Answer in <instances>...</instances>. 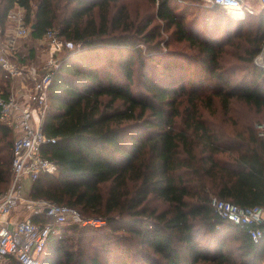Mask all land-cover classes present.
Returning <instances> with one entry per match:
<instances>
[{"label":"trees","instance_id":"1","mask_svg":"<svg viewBox=\"0 0 264 264\" xmlns=\"http://www.w3.org/2000/svg\"><path fill=\"white\" fill-rule=\"evenodd\" d=\"M148 1L154 15L140 19L125 4L116 8L117 0L0 2L2 31L9 11L21 6L35 38L56 28L80 44L61 58L49 89L45 130L57 141L43 151L57 168L33 181L29 197L106 223L62 226L42 264H262L264 237L254 242L210 202L216 194L243 206L264 204V138L255 121L227 116L235 101L264 111V69L254 63L264 45V7L255 33L240 20L234 34L230 18L232 35L219 42L210 34L219 19L209 15L227 11L221 5L201 4L198 13L209 18L196 25L187 7ZM12 133L0 119V195L12 181ZM32 219L50 220L45 213ZM71 230L86 232L91 246H69ZM230 230L236 251L227 250Z\"/></svg>","mask_w":264,"mask_h":264},{"label":"built area","instance_id":"2","mask_svg":"<svg viewBox=\"0 0 264 264\" xmlns=\"http://www.w3.org/2000/svg\"><path fill=\"white\" fill-rule=\"evenodd\" d=\"M200 1L204 5H221L234 16L256 12L251 5L245 4L248 0ZM251 1H257L264 7V0ZM7 20L14 28L2 31L0 25V68L4 77L13 84L8 89H0V119L12 129L14 139L11 148L12 181L0 195V264L10 258H16L21 264H42L50 237L60 236L62 226L78 223L100 227L106 220L96 216L86 217L70 205L25 196V177L34 181L44 173L56 171L55 161L43 151L48 144L57 141L45 130L46 118L51 110L49 89L62 55L79 48L80 44L62 38L56 28H49L42 37L49 53L43 63L37 64L34 60L23 62L17 56V45L19 39L31 37L32 26L25 22V9L21 6L10 10ZM259 65L264 69V60H260ZM255 127L258 135L264 138V122H257ZM22 202L36 204L35 213H45L50 220L41 222L30 217L21 220L12 218L13 209ZM210 203L218 216L238 225L254 242H260L264 237V204L243 206L216 194L211 195Z\"/></svg>","mask_w":264,"mask_h":264},{"label":"rangeland","instance_id":"3","mask_svg":"<svg viewBox=\"0 0 264 264\" xmlns=\"http://www.w3.org/2000/svg\"><path fill=\"white\" fill-rule=\"evenodd\" d=\"M178 1L175 2V0H171L172 4L175 6V8H181V10H185V8L187 7L189 9L187 13V20H193L195 21L196 18V25L197 22H201V20H203V18H209L210 20L213 22L217 21V27L215 26V24H211V29H213L214 31H210V34L214 37H216L219 42L225 41L226 39L230 38V35H232V30L229 29V27L227 26V22H230V18L232 20H234V30L233 33L235 34L236 32H238V30L236 29V24L238 21L240 20H245L246 22L244 23V29L248 32H253L255 33V29L258 25L259 22V15H258V11H260L262 9L261 5L257 2V1H251L248 0L247 2H245L246 5H251L252 8L256 11L255 13H253L252 15H245V16H234L233 14L230 13L229 10L227 11H217L216 13H214L213 15H209V17H206L205 14H199V6L201 5V1H195V0H176ZM180 1V2H179ZM122 4H125L127 11L130 13L131 17H133V19L135 17L137 18H141V16L149 14L152 16L154 15L153 12L155 11L156 6L149 3L148 0H117L116 2V8H118L119 10L122 9ZM205 6V5H204ZM17 6L13 7L12 9H15ZM199 7V8H198ZM203 7V6H202ZM201 7V8H202ZM204 8V7H203ZM11 9V10H12ZM200 15V16H199ZM221 17V18H220ZM7 22H9V20H7ZM154 22L156 23H160V21H158L157 19L154 20ZM163 22H161L162 24ZM249 27V28H248ZM199 33L200 34H204L206 29H203L202 27L198 28ZM244 30V31H245ZM251 30V31H250ZM120 30L116 29V32H119ZM237 34V33H236ZM168 36V32H163L162 33V37H167ZM46 41L44 39H39L38 40H34V44L32 43V39L29 41L26 39L22 40V47H24V51L21 52H17V55H24V59H28V60H32L34 59V62H36L37 64H42L43 61L46 58L47 52L46 50H48L47 44L45 43ZM42 44V45H40ZM171 46H173L174 48L177 49H185L186 48V44L185 43H177L175 41H172ZM264 47V45H263ZM67 53V52H66ZM65 53V54H66ZM62 55V57L65 56ZM234 55H228L227 60L228 61H236V57H233ZM260 60H264V48H262L261 52L254 58V63L259 65ZM233 63V62H230ZM260 66V65H259ZM186 71H188V67L186 68ZM227 116H232L234 118H237L239 122L243 123L245 121H255V124L257 122H264V111H257L256 109H254L253 107H249L246 104L240 102V101H235L232 104V107L230 109V112L228 113ZM218 121H221V117L217 118ZM229 124V122L227 123ZM254 124V125H255ZM13 136L14 133L11 134V136L9 137L11 140V145H12V141H13ZM9 138H6L4 140V143L7 144ZM10 145V148H11ZM9 147V146H8ZM9 148V150H10ZM12 154V153H10ZM27 179V180H26ZM23 185H24V192L25 194H27L30 189H31V185H32V180L29 179V177H25L23 179ZM231 231V230H230ZM86 232H81V231H67L66 236L68 239V243L69 246H71L72 248H77L80 245V241L85 243H81L83 244V246H85L86 248H89L91 246V241H86L87 240V236H86ZM235 231L232 230L230 233H226L224 236L226 238H230L231 236H234ZM200 239L202 240L203 244H208V236H204L202 235L200 237ZM95 242H97L95 240ZM79 244V245H78ZM229 246H227V250H233L236 251V247H235V240L231 237V239H229ZM215 244H212V251H214V246ZM262 264H264V262H262Z\"/></svg>","mask_w":264,"mask_h":264},{"label":"crops","instance_id":"4","mask_svg":"<svg viewBox=\"0 0 264 264\" xmlns=\"http://www.w3.org/2000/svg\"><path fill=\"white\" fill-rule=\"evenodd\" d=\"M17 7H20V6H17ZM14 27H13V25H11V24H9V22H6V25H5V29L3 30V31H7V30H12ZM32 39V43L34 42V40H38L39 41V39H42V38H35L33 35H31V37L30 38H27L26 39V41L27 40H31ZM22 40H25V39H19V41H18V45H17V50H16V53L17 52H21V51H24V47H22L23 45H22V43H21V41ZM34 44V43H33ZM40 45H42V44H40ZM48 50H46V52H47ZM48 52H47V55L46 56H48ZM19 58H20V60L21 61H23V62H30L31 60H28V59H24V55L23 54H21V55H17ZM32 60H34V59H32ZM18 80H16V82H17ZM11 84H13V81H10V80H8V79H6L5 77H4V74H3V71L1 70V68H0V89H2V90H5V89H8L10 86H11ZM27 180V179H26ZM32 183H33V181H32ZM32 186V185H31ZM29 193H30V191L27 193V194H25V196H28L29 197ZM3 194V193H2ZM30 198V197H29ZM30 199H32V198H30ZM34 200V199H33ZM35 206H36V204L34 205V203H32L31 205H29L28 203H26V202H22L21 204H19V205H17L14 209H13V211H12V218H14V219H17V220H21V219H25V218H28V217H30L31 219H32V217L35 215V214H37V213H35ZM37 207V206H36ZM34 220V219H33Z\"/></svg>","mask_w":264,"mask_h":264},{"label":"water","instance_id":"5","mask_svg":"<svg viewBox=\"0 0 264 264\" xmlns=\"http://www.w3.org/2000/svg\"><path fill=\"white\" fill-rule=\"evenodd\" d=\"M32 27H34V25H32Z\"/></svg>","mask_w":264,"mask_h":264}]
</instances>
